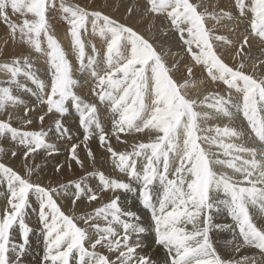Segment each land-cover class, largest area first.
Segmentation results:
<instances>
[{
	"label": "snow or ice",
	"instance_id": "1",
	"mask_svg": "<svg viewBox=\"0 0 264 264\" xmlns=\"http://www.w3.org/2000/svg\"><path fill=\"white\" fill-rule=\"evenodd\" d=\"M147 4V12L170 21L194 62L185 66L188 78L183 83L174 78L177 68L175 64L169 67L166 54L157 51L130 24L101 10H89L66 0H0V22L9 29L12 41L18 37L35 53L45 56L51 72L46 84L33 70L31 53L10 63H0V71L9 77L0 81V115L6 116L0 119V141L10 140L24 148L25 169V175H21L0 162V184L6 183L8 190L6 205L0 211V264H23L22 257L33 231L26 222L30 197L39 205L38 217L46 244L45 264H72L74 260L76 264H155L140 251L148 229L140 223L137 212L122 207L120 195H115L118 191L139 193L140 204L150 211L154 221L155 242L169 257L167 264H262L247 257L238 261L222 258L210 233L213 229H231L230 225L213 224V209L219 211L222 205L228 209L243 244L264 255V220L258 226L250 213V208H256L264 216V75L256 71L258 68L264 73V59L258 64L252 62L251 73L245 71L248 67L245 61L250 59L245 53V47L250 48L248 35L243 36L236 50L235 56L241 57L236 66H230L218 54L213 41L225 46H233V41L228 36L212 34L205 20L232 21L234 17L229 11L208 12L203 3L192 0H147ZM235 6L242 17L251 13V35L264 43V0H235ZM133 11V7H128V16ZM53 12H59L70 25L79 71L96 81L91 92L109 108L110 133L101 122L97 104L88 102L76 91L80 81L74 78L68 54L52 34L49 14ZM14 16H22V23ZM89 25L91 33L106 45L103 56L94 43L92 54L86 51L82 32L87 33ZM42 36L46 38V48L42 47ZM197 65L206 68L213 82L227 86L226 96L217 92L205 95L203 100L189 98L187 90L197 86L191 79ZM20 77L31 81L36 90ZM232 90L239 98L232 96ZM19 92L31 93L36 103L30 106ZM40 106L42 112L37 111ZM201 106L214 110L215 116L198 111ZM70 107L79 113L83 138L71 144L66 164L69 171L73 164L77 165L85 175L46 187L32 180L40 165L30 167L29 160L34 161L41 150L48 156L59 152L56 144L49 142L50 129L44 128L46 117L56 116L54 127L59 138L72 139L64 122ZM19 108L24 110L22 118L9 111ZM241 114L258 146L225 142L224 138L241 139L245 135L236 127L203 126L208 119L224 117L235 121ZM13 119H20L25 126L37 119L40 128L23 130L13 126ZM213 132L215 135H208ZM121 133L147 134L154 139L147 143L129 142L121 140ZM94 136L110 154L119 173L128 176V182L110 178L103 171L87 170L86 161L95 168L96 156L88 143ZM111 137L129 144L132 150L117 151ZM201 142L217 145L223 156L230 159L218 156L214 159L215 154L205 150ZM4 152L0 146V154ZM11 155L16 156L17 152L13 150ZM216 166H227L240 178L217 172ZM64 167L58 164L56 172L60 173ZM93 178L98 179L95 187L89 182ZM132 182L138 183L139 189ZM108 192L113 194L108 202L77 214V202L90 205ZM68 198L71 214H66L58 203L59 199ZM16 226L21 230L20 241L13 239ZM98 248L105 249L107 254Z\"/></svg>",
	"mask_w": 264,
	"mask_h": 264
},
{
	"label": "bare ground",
	"instance_id": "2",
	"mask_svg": "<svg viewBox=\"0 0 264 264\" xmlns=\"http://www.w3.org/2000/svg\"><path fill=\"white\" fill-rule=\"evenodd\" d=\"M94 2H97V0H93ZM99 1V0H98ZM109 1V0H108ZM205 0H203L204 2ZM210 1V0H209ZM212 1V0H211ZM210 1V2H211ZM232 1V0H231ZM66 2L68 3V0H66ZM81 2H85V1H81ZM86 2H88V0H86ZM102 2V1H101ZM100 2V3H101ZM106 2V1H105ZM114 2V1H113ZM125 2V1H124ZM214 2V1H212ZM226 2V1H225ZM234 2V1H233ZM76 3V2H75ZM79 4V2H77ZM89 3V2H88ZM99 2H97V6H101V4H103V2L100 4ZM144 3V2H143ZM196 3V2H195ZM218 3V2H217ZM224 3V1H223ZM70 4V3H69ZM91 4V3H90ZM93 4V3H92ZM115 4V3H114ZM127 4V3H126ZM221 4H222V0H221ZM225 4V3H224ZM77 5V4H76ZM80 5V4H79ZM229 5V4H228ZM86 6V5H84ZM90 7L89 8H92L91 5H89ZM94 6V5H93ZM133 7L134 8V11H133V14L129 17L132 18V16L136 15L137 11L140 10V4L137 3V2H129L128 3V6L127 7ZM221 6V5H219ZM218 6V7H219ZM227 6V5H225ZM224 6V7H225ZM234 6V5H233ZM88 7V6H87ZM96 7V5H95ZM124 7V6H123ZM126 7V6H125ZM210 7V6H209ZM223 7V6H222ZM231 6H229L230 8ZM110 8H113V9H110ZM117 4L116 6L115 5H110V7L108 8H101L102 11L106 14L110 13L111 16H115V12H119V10H117ZM121 8V6H120ZM207 8V7H206ZM93 9V8H92ZM115 9V10H114ZM226 10V7L223 8ZM228 9V8H227ZM204 10V9H203ZM224 10V11H225ZM231 11L233 9H230ZM228 11V10H227ZM234 11V10H233ZM236 11V10H235ZM124 12V11H123ZM122 12V13H123ZM235 13V12H233ZM239 13V12H238ZM109 14V15H110ZM143 14V13H142ZM126 15L127 14V11H126ZM145 15V14H143ZM142 15V16H143ZM234 16V19L232 20L233 23H230V26L232 25H235L236 26V30H238L237 32L241 33L242 36L244 35H248L249 36V44L251 43L250 45V48L249 47H245V53L250 57L249 60H246L245 63L248 64L249 67H247V69L249 68V72L251 73L253 71V68H252V62H256L257 64L259 63V60L261 59H264V56H262V54L264 55V43H262L258 38H256L255 36H252L251 35V32H250V19H251V13L249 12L247 15L245 16H240V14L237 16V14H233ZM236 15V16H235ZM133 16V17H134ZM152 17V15H150ZM145 17V16H144ZM143 17V18H144ZM56 20L59 21V19H62L60 13H56ZM115 18V17H114ZM117 19L120 18L119 15H117L116 17ZM123 19L121 20L122 22L126 21L124 16L122 17ZM128 18V17H127ZM135 18V17H134ZM142 18V20H143ZM136 19V18H135ZM145 19H147L145 17ZM207 19H210V18H207ZM206 21L208 22L209 20ZM148 20L151 21V24L152 22L155 20L153 17L152 18H149L148 16ZM211 20V19H210ZM20 21V20H19ZM64 21V20H62ZM61 21V22H62ZM206 22V24L208 25V23ZM229 22L231 21H228V24ZM210 23H213V22H210ZM209 23V24H210ZM214 23H215V20H214ZM217 23V22H216ZM215 23V24H216ZM226 23V22H225ZM156 24V23H155ZM221 24H224L223 22ZM242 24H245L244 26H242ZM5 26V27H4ZM67 26V25H66ZM136 26V25H135ZM140 27V25H137ZM146 26V25H145ZM228 25H226L225 28H228L227 27ZM6 25L2 22H0V47L2 46L3 47V50L6 53L8 52V54L10 53L9 51L14 47H16V41L13 42L12 41V38L11 36L9 35V29L7 28L6 29ZM208 27V26H207ZM217 27H220L217 25ZM138 28V27H137ZM141 28V27H140ZM224 28L221 27V29ZM214 30V29H213ZM228 30V29H227ZM240 30V31H239ZM144 31V29L142 30V32ZM149 31V30H148ZM217 31V30H216ZM225 31V30H223ZM63 32V31H62ZM236 32V31H235ZM236 32V33H237ZM3 33L5 35V38L1 37L3 36ZM55 33V32H54ZM68 32H63V34H61L59 36L60 40L63 42H67V47H69V45H71V49H73L72 47V41H71V38L69 39V37H71L70 35L67 34ZM146 35H148L146 33V29H145V32H144ZM227 33V32H226ZM59 34V32H58ZM144 34V35H145ZM161 34V33H160ZM88 35H90L89 39L91 42L88 41H85L87 42L88 46L87 48H89L87 51H90L88 52L89 55L92 54V51H91V44H95L97 49L99 50L100 52V55L103 56L104 55V52L106 51V45L105 43L98 37V36H95L91 33V29L89 27V31H88ZM145 35V36H146ZM172 36V35H171ZM228 36V35H227ZM241 36V35H239ZM152 37V36H151ZM150 38V37H149ZM156 38V37H155ZM231 39V38H230ZM242 39L243 38H240V39H237V41H235L234 39V36H233V39H231L233 41V46H228L230 47L229 51L228 52V59L230 60V63H231V66H236L241 57H238V56H235V53H236V50L239 46V44L242 42ZM5 40H7V44L5 45ZM19 41V39H17ZM159 40V41H158ZM157 43L160 42V39H158ZM46 41V40H45ZM162 41V39H161ZM44 42V41H43ZM173 42V41H172ZM255 45V47H253ZM24 46V45H23ZM46 46V45H45ZM161 46L163 45H160L159 47H156L160 52H161ZM258 46H260V49H256ZM21 47V46H20ZM25 47V46H24ZM66 47V48H67ZM193 47L195 48V45H193ZM227 47V46H225ZM19 47L17 46V48L15 50H17ZM46 48V47H44ZM69 49V48H68ZM27 50V49H26ZM164 50V49H163ZM195 50V49H194ZM1 51V50H0ZM18 51V50H17ZM20 51V50H19ZM23 51V50H22ZM21 52V51H20ZM30 52V51H29ZM262 52V54H261ZM12 53V51H11ZM10 53V54H11ZM15 53V51H14ZM17 53V52H16ZM27 53V52H26ZM31 53V52H30ZM33 53V52H32ZM68 53V52H66ZM179 53V52H178ZM177 53V54H178ZM182 53V52H181ZM184 53V52H183ZM182 53V54H183ZM7 54V53H6ZM7 54V55H8ZM34 54V53H33ZM176 54V53H175ZM174 54V57L176 58L177 54L175 55ZM180 54V53H179ZM1 55V53H0ZM75 55V53H74ZM3 56V55H2ZM76 56V55H75ZM261 56V57H260ZM5 57V56H4ZM181 57V56H180ZM191 58V57H190ZM33 59V58H32ZM69 59V58H68ZM71 59V58H70ZM186 59V58H185ZM74 60V58H73ZM184 60V59H183ZM47 61V58L45 56H42L40 54H38V56L36 57L35 61L33 62L34 64V68L33 70L36 72V75L39 76V78L41 80H44L45 83L47 84L49 81H50V76H51V72H50V69H49V65L48 63L46 62ZM72 65H73V69H74V78L77 79L78 81H80V84L81 86L78 87L76 89V91L78 92V94L82 95L84 97V99H86L87 101H91L96 98V101L94 103L97 104V107L99 109V113H100V116H101V122L103 123L104 127H105V130L108 131L109 133L111 132V128H112V119H111V115H110V112H109V108L107 105L105 104H102L99 102L98 100V97L95 96L92 94L91 92V89L93 87H95L96 85V81L91 78L90 76L87 75V73H81L79 71V64H78V61L74 60V61H71ZM188 63V62H187ZM187 65H191L190 62L187 64ZM230 65V64H229ZM181 66V65H180ZM184 66H185V63H184ZM185 68V67H184ZM182 71V70H181ZM257 72H260L259 69L257 68L256 69ZM196 72V71H194ZM193 72V73H194ZM184 73V72H183ZM198 74L200 72H197ZM260 75H264V73H259ZM194 75V74H193ZM205 75V74H204ZM200 76H201V73H200ZM195 77H197V75H195ZM22 82L23 83H26L28 85V87L32 88L33 90H36V86L31 82V81H28L26 80L25 78L23 77H20ZM202 78H203V75H202ZM202 78H200V81H202ZM206 78V77H205ZM203 78V79H205ZM210 78V77H209ZM198 77L196 80H194L195 82H197V86L195 87H190L189 89L191 90H196L198 89L199 87H201V84L203 83H199L198 81ZM207 79V78H206ZM211 81V80H210ZM204 82V81H203ZM209 82V81H208ZM206 83V81H205ZM204 83V84H205ZM213 83V82H212ZM217 82H215L216 84ZM219 84V82L217 83ZM210 85V84H209ZM208 85V86H209ZM212 85V84H211ZM207 86V85H206ZM219 86V85H218ZM221 86V85H220ZM212 87V86H210ZM204 88V87H203ZM188 89V90H189ZM197 91V90H196ZM219 91V90H218ZM217 91V92H218ZM198 92V91H197ZM216 92V91H215ZM214 92V93H215ZM189 93V92H187ZM209 93H210V90H209ZM228 91H224L222 90V93L221 95H227ZM19 94L23 99H25L28 104L31 106V105H34L36 103V97L32 96L31 93H23V92H19L17 93ZM220 94V93H219ZM190 95H194L193 94H190ZM199 95V94H198ZM232 96L233 97H236V98H239V94H237L234 90H232ZM92 101V102H93ZM211 102V100L209 101ZM71 103V102H69ZM72 108V107H70ZM43 110V106H40L37 111L38 112H42ZM198 111L200 112H209L211 113L213 116H215V111L212 110V109H209L208 107L206 106H201L197 109ZM9 111L11 112H15V111H18V113H20L21 115H24V110L23 108H19V109H9ZM32 114V113H30ZM36 114L33 113L32 116H35ZM77 115L79 116V113H77L75 111V108L73 107L71 111H69V113L67 114V116L64 118V122H65V126L69 129V133L72 137L71 140H68V139H65V138H59L58 137V133L56 132V130L54 129L53 132H51V130L49 131V142L50 143H55L57 148L59 149V152L58 153H55L53 154L52 156H48L46 155V153H44L43 150H41V153L39 155H36L35 156V160L32 161L31 159L29 160V166L30 167H35V165H40V169L38 170V173H34V178L32 179L34 182H37V181H40V184L43 185V186H52V184H59V183H66L67 181L69 180H73V179H78L77 177H81L83 175H85V173L79 169V167L75 164H73V169L72 171H69L68 170V167H67V164H66V161L70 158L69 157V148L71 147V144L72 143H78L82 140L83 138V129L79 126V123H76V120L75 119L77 117ZM31 116V115H30ZM18 117V116H17ZM75 117V118H74ZM56 119V116L53 115L51 118H47L45 119V122H44V128L46 127V125L49 124V122H53L55 121ZM203 126L205 127H212V128H215L216 126H219L221 128L225 127V126H229V127H236V129L238 131H243L245 133V135L241 138V139H236V138H224L225 139V142H229V143H236V144H245L246 146H258L257 144V141L253 140L251 137L254 135L251 133V130L250 128L248 127L247 125V122L246 120L243 119L242 117V114L241 116H239L235 121H229L227 118H224V117H219V118H214V119H208V120H205L203 121ZM15 127H20V128H23V130H39L40 128V124L38 122L37 119H34L33 121V124L32 125H23L21 123V120L18 119V121H16V126ZM208 135H215V133H208ZM121 136V140H127L129 142H132V141H135V142H150L151 139H154V137H151L147 134H124V133H121L120 134ZM149 138H148V137ZM4 143H1L3 144V147L5 149V160L4 159H1L0 157V162H3L5 163L6 161V164L7 165H11L12 168L17 171L18 173H21L22 175H25V169H24V160H23V152L21 150V146L15 144L14 142H11L10 140L9 141H2ZM89 145L90 147L92 148L95 156H96V161H95V168H93L91 166V164L86 161V165H87V170L89 172H92L94 170H98V171H104V172H107V174L109 175V172L110 173H116L115 175H113L114 177L116 175H118L119 173L116 172V168L114 167L113 163H112V159L110 158V154L103 148L100 147L99 145V142H98V138L97 137H93L89 142ZM111 143L113 145V147L117 150V151H129L131 149V147L129 146V144H126V143H122L120 141H117V139L115 137H111ZM202 143V142H201ZM202 146L205 148V150H210L212 153H214L215 155L213 156V158L215 159L216 156H218L220 159H230V157H225L223 156V150L220 149L217 145H210L208 143H203ZM16 151L17 152V155L16 156H13L11 155V152L12 151ZM132 150V149H131ZM79 151V150H78ZM81 155L83 156V153H81ZM2 156V155H1ZM4 157V155H3ZM2 157V158H3ZM247 158V157H246ZM58 164H61V165H65L64 168L61 169V172L60 173H57L56 172V168L58 166ZM138 167H139V164H138ZM215 169L220 172H224V173H227L228 175H232L234 176V178H237L239 179V175L238 174H235L234 171L232 169H229L227 168V166H216ZM118 173V174H117ZM120 176V175H119ZM128 181H129V178L128 176L124 175ZM114 177H110V178H114ZM118 179V178H117ZM125 180V179H124ZM93 187L96 186V184L98 183V179L96 178H93L89 181ZM135 186L137 187H140V185L136 182H132ZM134 187V186H133ZM7 188V186H6ZM7 192V191H6ZM3 193V192H2ZM1 193V194H2ZM138 193V192H137ZM133 194V193H132ZM139 194V193H138ZM112 193L111 192H108L106 194L103 195L102 199L101 200H104L106 201L107 198H112ZM127 193H124L122 196L123 198H127ZM131 195V194H130ZM135 195V194H134ZM4 196V194H3ZM6 196V195H5ZM136 196V195H135ZM131 197V196H130ZM137 197V196H136ZM32 198V197H31ZM30 198V199H31ZM33 200V198H32ZM32 200H31V207L29 208L28 212L31 216L30 219H34L35 218V214H32L33 212L37 213L38 214V209H39V205L38 203L35 201V198L33 200V203H32ZM101 200H98V201H95V202H92L90 205H83L84 203L82 202H77V205H76V211L80 208L82 209L81 212L84 213L86 212V210H89L92 211L94 207H96V205L99 204V202ZM129 200V199H128ZM138 200V198H137ZM61 202L59 203H62L66 209H68L69 211L71 210L72 208V205L70 203V198L68 199H60ZM103 202V201H102ZM101 202V203H102ZM124 201H122V204H123ZM127 203V201H125ZM131 204V203H130ZM138 204V203H137ZM6 205V204H5ZM127 205V204H126ZM126 205H123V206H126ZM131 206V205H130ZM136 206V205H135ZM139 206V205H138ZM98 207V206H97ZM143 208V207H142ZM125 209V208H124ZM134 209V208H133ZM140 209V207H139ZM138 209V210H139ZM254 209V208H253ZM3 210V209H2ZM225 210V207L224 206H220V209L219 211H217L215 208L213 209V212H212V216H213V224H219V225H228L229 222H231V220H229V222L226 221V217L227 216H230L228 210L226 212ZM66 211V210H65ZM142 211V210H141ZM145 211V209H144ZM147 211V210H146ZM71 212V211H70ZM79 212V211H77ZM137 212V211H136ZM139 212V211H138ZM143 212V211H142ZM251 212L253 213V217L255 218V222L258 224V226H260L261 224V221L264 220V216H261V214L259 213V211L256 209V210H251ZM250 212V213H251ZM32 214V215H31ZM36 214V215H37ZM81 214V213H80ZM141 214V213H140ZM147 214V213H146ZM225 214V215H224ZM148 216H142L141 214V220H140V223H142L147 229L148 231L144 234L143 238H142V244H143V247L142 249H140L141 251V254H147L148 256H150L152 258V260L155 262V264H161L162 261H163V253H164V249H162L163 247L162 246H159L155 241H156V235H155V226H154V221L151 220V213L149 211V214H147ZM226 216V217H225ZM37 219V218H36ZM230 219V218H229ZM34 222V220H31ZM36 222V221H35ZM34 222V223H35ZM38 222V221H37ZM103 222V221H102ZM79 224H83L82 221H78ZM101 223V222H100ZM231 224V223H230ZM234 224V223H233ZM233 226V225H231ZM236 226V225H235ZM234 230V229H233ZM15 232V231H14ZM230 232V229L228 228H225L223 230H220V229H213V231L211 232L212 233V242L214 244V246L217 248V251L218 253L222 256V258H225V259H228V260H233V261H238V260H241V258L243 257H247L249 259H254L255 261H262V264H264V256L262 257L259 253V251L256 249V248H250L248 246H243V245H240L239 244V250H237L238 246L237 244L239 242H236L233 240V238L235 240H237L236 238H238L237 236L233 235L232 234H229ZM234 232V231H233ZM238 232V230H237ZM39 234V233H38ZM33 235V234H32ZM44 235V234H42ZM32 237V236H31ZM40 237V236H39ZM30 238V237H29ZM42 240V239H41ZM44 241V240H43ZM40 244V242H39ZM45 246V245H44ZM33 249L35 250H32L31 252L29 253H25L24 254V258L27 262L31 263V264H45L44 260L43 261H39L38 262V259L37 257L33 254L35 251L37 252H41L42 254H45V250L46 248H40L38 247V244L36 243V245L33 244ZM31 247V248H32ZM102 249V248H101ZM31 250L30 247L28 249V251ZM101 251V250H100ZM26 252V251H25ZM39 255V254H38ZM114 258V257H113ZM167 258V257H166ZM165 259V258H164ZM166 260V259H165ZM72 264H76V262H72Z\"/></svg>",
	"mask_w": 264,
	"mask_h": 264
},
{
	"label": "rangeland",
	"instance_id": "3",
	"mask_svg": "<svg viewBox=\"0 0 264 264\" xmlns=\"http://www.w3.org/2000/svg\"><path fill=\"white\" fill-rule=\"evenodd\" d=\"M81 1H85V2H81ZM103 2V4H101L102 2ZM106 1V2H105ZM114 1V2H113ZM125 1V2H124ZM211 1V0H210ZM209 0H205L204 2H203V0H192V2L193 3H203L204 4V6L205 7H207L206 9H207V11L208 12H219L220 10H225V9H223V8H225L226 7V10L225 11H229V12H231L232 13V15L233 14H237V16L239 15V11H238V9L236 8V6H235V0H222V4H221V0H212V1H214V2H210ZM223 1H224V3H223ZM226 1V2H225ZM234 1V2H233ZM76 2V3H75ZM77 2H79V4H80V6L81 7H86V8H88L89 10H96V9H98V10H101L102 11V9L103 8H108V7H110V5L112 4V5H115L116 6V4H117V7H119V8H117V10H119V12H115V16H113L112 15V17L114 18L115 17V19L116 20H119V21H121L123 18V16H124V18H125V20L126 21H124V23H127V24H130L134 29H136L139 33H141L142 35H144L145 33V29H146V33L148 34V35H144L145 36V38H147V39H149L153 44H154V46L155 47H159L160 45H163V46H161V48H163V49H161V52L157 49V51H159L160 53H162V54H166L165 55V59L167 60V63H168V65H169V67H171L172 65H176V68H177V71L175 72V74H174V78L179 82V83H183V81H184V79H187L188 77H187V74H186V68H184L189 62H190V64L192 65L194 62L192 61V59L190 58L191 56H190V54L189 53H187V51H186V46L183 44V42L179 39V36H178V34H177V32L174 30V28H173V26L170 24V21L166 18V17H164V16H156V15H154V14H151V13H149V12H147L146 11V8L148 7V4H147V0H97V2H101L100 4H101V6L99 5V6H97V2H94L93 0H88V2H86V0H68V3H70V4H73V5H79ZM129 2H137V3H139L140 4V10H138L137 11V13H136V15L133 17L132 16V18L131 17H129L128 15H126V11H127V6H128V3ZM144 2V3H143ZM218 2V3H217ZM91 3V4H90ZM93 3V4H92ZM115 3V4H114ZM127 3V4H126ZM229 4V5H228ZM84 5H86V6H84ZM89 5H91V7L93 8H89L90 6ZM94 5V6H93ZM95 5H96V7H95ZM219 5H221V6H219ZM225 5H227V6H225ZM234 5V6H233ZM88 6V7H87ZM120 6H121V8H120ZM124 6V7H123ZM126 6V7H125ZM210 6V7H209ZM219 6V7H218ZM223 6V7H222ZM225 6V7H224ZM229 6H231L230 8H229ZM102 8V9H101ZM228 8V9H227ZM110 9H113V8H110ZM230 9H233L232 11L230 10ZM115 10V9H114ZM201 11H203V8L202 9H200ZM236 10V11H235ZM124 11V12H123ZM123 12V13H122ZM233 12H235V13H233ZM56 13H58V12H53V13H50L49 14V17H50V19H49V22H50V24L52 25V34L57 38V40L61 43V45H62V47L64 48V50L66 51V52H68L67 54H68V58H69V60L70 61H76L77 60V57L74 55V51H73V49H71V45H69V47H67V42L65 43V42H63V40L61 41L60 40V38H59V36L61 35V34H63V32H68L67 34L68 35H70V25H68V23L66 22V21H62L63 19H59V21H57L56 20ZM111 13V12H110ZM110 13H108V15L110 14ZM145 14V15H143V14ZM117 15H119L120 16V18L119 19H117L116 17H117ZM143 15V16H142ZM150 15H152V17L155 19L153 22H152V24H151V21L150 20H148V16H149V18H152ZM110 16H111V14H110ZM147 18V19H145V17ZM234 16V15H233ZM236 16V15H235ZM128 17V18H127ZM144 17V18H143ZM29 19H31L32 17H31V15H29V17H28ZM142 18H143V20H142ZM13 19H15L18 23H22V20H23V17L22 16H14L13 17ZM207 19V18H206ZM211 19V18H210ZM207 19V20H209L208 22L205 20V24H206V22L208 23V25L206 24V27L209 29V30H211V32H212V34H214V35H225V36H227L228 35V37L229 38H231V39H233V36H234V39H235V41H237V39H240V38H243V36H242V34L241 33H239V32H237L238 30H236V26L235 25H231L230 26V23H233V21H231V22H229V24H228V21L227 20H224V21H221L220 23H216V21H215V23H214V20L213 19ZM20 20V21H19ZM62 21V22H61ZM122 22V21H121ZM210 22H213V23H210ZM224 23V24H221V23ZM226 22V23H225ZM156 23V24H155ZM210 23V24H209ZM3 25H4V23H3ZM67 25V26H66ZM136 25V26H135ZM137 25H140V27L139 26H137ZM146 25V26H145ZM217 25L218 26H220V27H217ZM226 25H228L227 27L228 28H225L226 27ZM245 24H242V26H244ZM224 26V28H222L221 29V27H223ZM5 27V26H4ZM89 27H90V25H89ZM138 27V28H137ZM6 29H7V27H6ZM144 29V31L142 32V30ZM214 29V30H213ZM228 29V30H227ZM149 30V31H148ZM217 30V31H216ZM223 30H225V31H223ZM63 31V32H62ZM237 33H236V32ZM240 31V30H239ZM55 32V33H54ZM58 32H59V34H58ZM227 32V33H226ZM161 33V34H160ZM165 33H166V35H165ZM172 35V36H171ZM239 35H241V36H239ZM62 36V35H61ZM60 36V37H61ZM71 36V35H70ZM90 35H88V32L87 33H83L82 32V38H84L85 39V41H87V39H88V41L89 42H91L90 41V37H89ZM152 36V37H151ZM1 37H3V38H5V35H4V33H3V36H1ZM150 37V38H149ZM156 37V38H155ZM71 37H69V39H70ZM17 39H19L18 37H17ZM16 39V47H14V49L12 48L9 52L11 53V51H12V53L10 54H8V52H6V53H4L3 54V52H5L4 50H3V47L1 46L0 47V53H1V55H0V63H4V62H11L14 58H16V57H23L24 55H28L30 52H31V55H30V60L32 61V62H34L35 61V59H36V57L38 56V54L37 53H35V51L34 50H32L27 44H25V43H22L20 40L18 41ZM158 39H160V42L159 43H157L159 40ZM161 39H162V41H161ZM41 40H42V47H47V45H46V38L45 37H41ZM158 40V41H157ZM44 41V42H43ZM71 41H72V38H71ZM173 41V42H172ZM72 43V42H71ZM213 43H214V47L216 48V51L218 52V54H221L222 55V58L225 60V62L226 63H228V64H230V66H231V63H230V60L228 59V52H230L229 51V49H230V47H225V45L222 43V42H219V41H213ZM25 47H24V46ZM46 45V46H45ZM86 45H88L87 44V42H86ZM250 45H251V43H250ZM17 46L19 47L17 50H15L16 48H17ZM21 46V47H20ZM252 46V45H251ZM67 47V48H66ZM88 46H86V51L89 49V48H87ZM253 47H255V45L253 46ZM257 47V46H256ZM69 48V49H68ZM194 48V47H193ZM27 49V50H26ZM195 49V48H194ZM256 49H260V46H258ZM21 52H20V51ZM23 50V51H22ZM196 50V49H195ZM14 51H15V53H14ZM30 51V52H29ZM17 52V53H16ZM27 52V53H26ZM34 54H33V53ZM88 52H90V51H87V53ZM180 54H179V53ZM183 54H182V53ZM91 53V52H90ZM177 54V56H176V58L174 57V54ZM89 54V53H88ZM175 54V55H176ZM261 54H262V52H261ZM3 55V56H2ZM5 56V57H4ZM181 56V57H180ZM262 56H264L263 54H262ZM261 57V56H260ZM33 58V59H32ZM71 58V59H70ZM73 58H74V60H73ZM186 58V59H185ZM184 59V60H183ZM188 62V63H187ZM184 63H185V66H184ZM247 64V63H246ZM181 65V66H180ZM249 67V66H248ZM182 70V71H181ZM194 71H196V72H194ZM245 71L246 72H249V68L247 69H245ZM184 72V73H183ZM193 76L191 77V79L192 80H196L197 79V77L199 78L198 79V81L200 82V78H202V75H203V78H205V79H203L202 78V81H204L203 82V84H201V87H199L198 89H196L195 91L194 90H191V89H189V90H187V92H189V93H187L188 94V96H189V98H195V99H198V100H203V97L205 96V95H208L209 94V90H210V93H212V94H215V93H217V91H218V93H222V90H224V91H228V89H227V86L226 85H224L222 82H219V84H215V82H213L212 80H211V78H209V76H208V74H207V71H206V68L204 67V66H200V65H197V66H195L194 67V70H193ZM197 72H200L201 73V76H200V73L198 74ZM250 73V72H249ZM260 72H257V74L258 75H260L259 74ZM205 74V75H204ZM195 75H197V77H195ZM9 77H8V75L6 74V73H4L3 71H0V81H6L7 79H8ZM21 79V78H20ZM211 80V81H210ZM22 81V80H21ZM205 81H206V83H205ZM209 81V82H208ZM213 82V83H212ZM205 83V84H204ZM210 84V85H209ZM212 84V85H211ZM207 85V86H206ZM209 85V86H208ZM219 85V86H218ZM221 85V86H220ZM6 86V85H5ZM210 86H212V87H210ZM204 87V88H203ZM216 91V92H215ZM215 92V93H214ZM78 93V92H77ZM194 93V95L192 96V95H190V94H193ZM199 94V95H198ZM93 98H95V96L93 97ZM93 100H91V101H88V102H90V103H94L95 101H96V98L94 99V101L92 102ZM73 108V107H72ZM72 108H70V111L72 110ZM13 114H14V117H19V118H22L23 117V115H21L20 113H18V111H15V112H13ZM29 115H33V113L32 114H30L29 113ZM4 118H6V116H4V115H0V119H4ZM75 118V117H74ZM75 119H77L76 120V123H78V119H79V116L77 115V117L75 118ZM16 121H18V119H13V126L15 127L16 126ZM51 130V132H53L54 131V129H55V127H54V121L53 122H49V124L48 125H46V127H45V130ZM112 129V128H111ZM148 137V136H147ZM149 138V137H148ZM1 143H4V142H2V141H0V146H3V144H1ZM202 144H203V142H202ZM203 147V146H202ZM21 148V150L22 151H24V148L21 146L20 147ZM129 151H131V149L129 150ZM6 152V151H5ZM5 152L4 153H2V154H0V157H1V159H4L5 160V158H6V154H5ZM2 155V156H1ZM3 155H4V157H3ZM3 157V158H2ZM5 164H6V161H5ZM7 165V164H6ZM8 166H10V167H12L11 165H8ZM216 170V169H215ZM217 171V170H216ZM104 172V171H103ZM116 172H118L119 173V171H118V169L116 170ZM218 172V171H217ZM220 172H222V171H220ZM35 173H38V171H36ZM107 176H109V177H114L113 175H115L116 173L114 172V173H110L109 172V175L107 174V172H104ZM117 173V174H118ZM224 173V172H223ZM21 174V173H20ZM113 174V175H112ZM22 175V174H21ZM120 175V176H119ZM33 176H34V174H33ZM32 176V179L35 177H33ZM77 178H80V177H77ZM115 179H120V180H123V181H125V182H128V179L124 176V174H121V173H119L118 175H116L115 177H114ZM125 179V180H124ZM38 183H40V181H37ZM60 184V183H59ZM133 184V183H132ZM53 185V187H55V186H57L58 184H52ZM6 183L5 184H0V211H2V209L5 207V204H6V197H7V195H8V190H7V188H6ZM133 186L135 187V188H137V189H139V187H137V186H135L134 184H133ZM7 191V192H6ZM3 192V193H2ZM2 193V194H1ZM125 192H122V191H118V192H116L115 193V195H120V197H121V204H122V201H124L123 202V204H122V207L123 208H125V210H131V211H137V213L140 215V217H141V214H142V216H148L147 214H149V210H147V209H145V211H144V209L142 208V205L140 204V201H139V199L137 200V198H138V193H135V195L137 196H135L134 195V193L132 194V193H127L128 195H127V198L125 199V198H123V194H124ZM3 194H4V196H3ZM131 194V195H130ZM6 195V196H5ZM131 196V197H130ZM31 198V197H30ZM33 198V200H34V197H32ZM32 198H31V200H32ZM219 198H224L223 196H222V194L219 196ZM111 198H107L106 199V201H104V200H101L100 202H99V204L98 205H96V207H94L93 208V210L95 209V208H97V206L99 207V206H101L103 203H105V202H108L109 200H110ZM129 199V200H128ZM33 200H32V203H33ZM103 201V202H102ZM125 201H127V203L125 202ZM59 202H61L60 201V199L58 200V203ZM102 202V203H101ZM131 203V204H130ZM138 203V204H137ZM61 205H62V209H63V211H65V213L66 214H71V212L68 210V209H66L65 208V206L62 204V203H60ZM127 204V205H126ZM83 205H85V204H83ZM123 205H126V206H123ZM131 205V206H130ZM136 205V206H135ZM139 205V206H138ZM86 206V205H85ZM139 207H140V209H139ZM134 208V209H133ZM139 209V210H138ZM29 210V209H28ZM81 210L82 209H78L77 211H79V212H77V214L79 215L80 213H82L81 212ZM143 212H142V211ZM147 210V211H146ZM225 210H226V212H227V208L225 207ZM224 210V211H225ZM251 210H256V208H250V212H251ZM139 211V212H138ZM86 212H89V210H86ZM141 213V214H140ZM147 213V214H146ZM32 214H35V218L34 219H30L31 218V216H30V214H29V212H28V215L26 216V222L29 224V226L32 228V232L30 233V235H29V244L27 245V247H26V252L25 253H29V252H31L32 250H35V249H33V244L34 245H36V243L38 244V247H40V248H46V244H45V235H42V234H44V231H43V225L40 223V221H39V217H38V214L35 212H33ZM31 214V215H32ZM37 214V215H36ZM251 214H253L252 212H251ZM225 215V214H224ZM226 217V216H225ZM37 218V219H36ZM141 218H143V217H141ZM230 218V219H229ZM254 218V217H253ZM226 221L227 222H229V220H231V222H229L228 223V225H233V226H231V229H230V232H229V234H232L233 233V235H235V236H237L238 238H236L237 240H235L234 238H233V240L234 241H236V242H239L238 244H237V246H239V244L240 245H243V246H245L246 247V245H244L243 244V239H242V237L239 235V231L237 232V230H238V228L235 226V223L232 221V219H231V216H227L226 218ZM31 220H34V222L33 221H31ZM254 220H255V218H254ZM38 221V222H37ZM99 223L101 222V224L103 225L104 224V221L102 222V220H100V221H98ZM231 223V224H230ZM234 223V224H233ZM80 226H83V224H80ZM234 229V230H233ZM15 231V232H14ZM234 231V232H233ZM39 233V234H38ZM33 234V235H32ZM32 236V237H31ZM40 236V237H39ZM210 236H211V238H212V233H210ZM13 239H14V241H20L21 240V230L18 228V226H16L14 229H13ZM42 239V240H41ZM44 240V241H43ZM39 242H40V244H39ZM45 245V246H44ZM29 247H30V249L31 250H29L28 251V249H29ZM32 247V248H31ZM249 247V246H248ZM250 248H254V247H250ZM163 249V248H162ZM98 250L100 251L101 250V252H105L106 253V250L105 249H101V248H98ZM258 250V249H257ZM259 251V250H258ZM24 253V254H25ZM259 253H260V255L263 257L264 255H262L261 254V252L259 251ZM36 257H37V259H38V262L39 261H43L44 259H43V257H44V254H42L41 252H34L33 253ZM39 254V255H38ZM107 254V253H106ZM11 255H13V254H10V258H11ZM162 257H163V261H162V263L161 264H167V261L169 260V257L167 256V253H166V250L164 251V253H163V255H162ZM167 257V258H166ZM166 260H165V259ZM22 262H23V264H31V263H29V262H27L26 260H25V258H24V256L22 257ZM72 262H76L75 260L74 261H72Z\"/></svg>",
	"mask_w": 264,
	"mask_h": 264
}]
</instances>
